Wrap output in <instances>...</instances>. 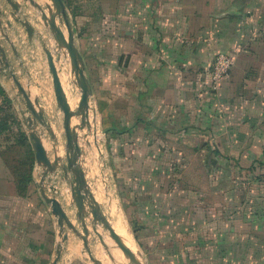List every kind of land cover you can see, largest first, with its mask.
<instances>
[{
    "label": "crops",
    "instance_id": "obj_1",
    "mask_svg": "<svg viewBox=\"0 0 264 264\" xmlns=\"http://www.w3.org/2000/svg\"><path fill=\"white\" fill-rule=\"evenodd\" d=\"M64 3L93 90L97 137L84 145L89 177L106 182L108 195L113 183L124 193L145 186L149 193L137 200L146 203L164 181L152 170L173 167L180 156L183 189L167 198L176 249L168 262L264 264V0ZM7 33L26 66L40 56L39 41L26 31ZM219 53L231 54L234 65L213 90ZM0 81L9 93L13 82L7 75ZM53 109L45 110L49 118ZM8 142L0 136V264H52L59 248L58 264H89L75 234L61 245L41 171L28 181ZM251 174L260 177L258 192L227 189ZM196 183L205 186L191 191ZM98 247L92 251L100 259Z\"/></svg>",
    "mask_w": 264,
    "mask_h": 264
},
{
    "label": "water",
    "instance_id": "obj_2",
    "mask_svg": "<svg viewBox=\"0 0 264 264\" xmlns=\"http://www.w3.org/2000/svg\"><path fill=\"white\" fill-rule=\"evenodd\" d=\"M26 6L29 7L27 12ZM31 10L39 13L38 19L36 15L35 19L42 25L47 35L37 29L29 18L33 14ZM7 16L10 19L4 21V17ZM12 21L21 24L30 42L34 39L39 41L52 74L62 140L52 120L45 113L35 88L26 91L13 73L7 57L8 51L0 42V65L11 73L30 116L27 123L31 131L28 134L35 150L36 165L42 173L41 193L57 221L61 245L66 244L69 233L75 234L80 238L90 263L104 264L92 251L91 241L95 236L98 239L96 242H100L106 251L110 264H116V258H120L119 264H144L126 238L114 228L100 202V193L95 192L96 183L88 174L87 151L84 145L91 146L90 135L97 137L90 118L91 113H95L92 106L93 90L85 73L86 64L76 45L74 26L64 0H0V36L18 56L14 43L7 33L12 29ZM51 40L54 41V49L49 46ZM62 58L67 62L69 76L76 89L75 109L70 103L71 99L57 67V61H61ZM94 144L100 159L103 158L101 145L97 141H94ZM100 173L103 174V171L100 170ZM104 184L107 185L106 182ZM101 229L108 231V238H104ZM61 254L62 249L59 248L52 264L59 263Z\"/></svg>",
    "mask_w": 264,
    "mask_h": 264
},
{
    "label": "rangeland",
    "instance_id": "obj_3",
    "mask_svg": "<svg viewBox=\"0 0 264 264\" xmlns=\"http://www.w3.org/2000/svg\"><path fill=\"white\" fill-rule=\"evenodd\" d=\"M40 1V0H39ZM40 4H42L40 2ZM10 9V8H9ZM11 10V9H10ZM29 10V7L26 6V12ZM33 12L32 16L29 18L32 19V22L37 27V29L44 32L42 25H39L37 22L39 13ZM37 18H36V16ZM4 17V21L6 19H10ZM36 18V19H35ZM12 29L13 31L16 28L18 32L20 29L24 30L20 23L12 21ZM25 31V30H24ZM44 35H47L44 32ZM0 42L2 44L7 43L1 36ZM51 45V46H50ZM16 48V45L14 43ZM49 46L54 49V41L51 40ZM40 56L35 55L31 59V64H27L26 60L19 55L16 56L8 54V61L11 65V69L17 79L20 81L22 86L26 91H29L30 88H35L38 98L40 100L41 105L43 106L44 110L54 108L52 111L53 113L50 116L52 120L53 126L56 128L58 135L62 140V131H61V123H60V115H56L58 112L56 98L53 88L52 82V74L49 70L47 64L46 55L40 45ZM11 59L18 62V66H13L11 63ZM67 62L62 58L61 61H57V67L60 72V76L62 78V82L68 92V96L72 100L73 108L75 109L77 106V96H76V89L74 84L72 83L70 76H69V68L66 64ZM21 70V74H17V70ZM5 67L0 65V75H7V78L13 82V87L9 90V93L6 91L4 86L0 81V86L3 89L5 95H7L8 99L11 103V108L13 109V116L15 122L10 123L11 128L9 129V136H6L8 133L0 135L3 137V140L6 141V138H9V144H16V148L14 153L16 163L23 164L24 171L26 175L29 172V175H33V173L40 171L39 167L36 165V159L34 160L33 164L31 165V161L33 158L32 153L34 154L35 158V150L32 145V141L28 132L31 131V128L28 126V111L26 109L25 101L21 93L18 92L17 86L12 78L11 73L9 70H6ZM10 95V96H9ZM27 114V115H26ZM4 123V122H3ZM3 127L0 126V128ZM8 127V125H7ZM26 127L28 130H26ZM27 131V132H26ZM24 132L27 135L28 139H30L31 144L30 147H26V145H20L21 143L17 140L20 138V133ZM180 156L174 157L175 165L173 167H157L152 170L153 175L157 176L158 178L164 179L161 191L159 193H153L149 196L146 200V203H143L137 200L138 195L140 193H149L146 191V187H143V190L138 192L136 189L130 188L127 192L120 191L119 186L113 183L112 186V193L110 196L107 194L108 186L105 185L103 182L98 183L95 186V192L99 193L98 190L100 189V202L103 208L107 211L108 217L110 218L111 222L115 226L116 230L129 242L132 250L136 253L138 258L144 262V264H175L173 262H168V257H171V253L174 249L171 247V237L172 233L168 230L170 227L167 223V205L170 194L181 192L183 189V184L181 183L183 177V167H182V160L179 158ZM96 171V170H95ZM96 175V174H94ZM92 175V176H94ZM262 178V176H261ZM258 179L260 177H256V175L251 174L250 177L246 179H241L239 183L229 185L227 189H231L233 192H258L259 189L257 188V184L259 183ZM95 180V179H94ZM264 182V179H263ZM264 184V183H263ZM114 185V187H113ZM199 186L203 187L205 185L198 183L192 184L191 191L199 190ZM210 187V185H207ZM238 186V189L235 190V187ZM252 189H249V188ZM205 190V189H203ZM124 194V195H123ZM126 195V196H125ZM110 204V206H109ZM110 207V208H109ZM112 208V213L109 209ZM169 211V210H168ZM170 212H168L169 214ZM104 238H108V231H102ZM110 240V239H109ZM98 241L97 237L94 236L93 240L91 241L92 249L99 245L105 256L108 258L106 251ZM111 244L113 243L111 240L109 241ZM66 244L64 245V247ZM84 259L89 263L90 261L86 258L87 252L82 250Z\"/></svg>",
    "mask_w": 264,
    "mask_h": 264
},
{
    "label": "trees",
    "instance_id": "obj_4",
    "mask_svg": "<svg viewBox=\"0 0 264 264\" xmlns=\"http://www.w3.org/2000/svg\"><path fill=\"white\" fill-rule=\"evenodd\" d=\"M12 110L13 109L11 108L10 100L8 99L7 95H5L3 89L0 86V126L3 125V127L0 128V135L8 133L9 129L11 128V125H9V124L15 122ZM12 120H13V122H12ZM7 125H8V127H7ZM6 136H9V133ZM9 140H10L9 138H6V141H9ZM28 140L29 139H28L27 135H25L24 132H21L20 138L17 140V144L19 141L21 143L20 145H26V147H30ZM15 146H16V144H15ZM32 155H33V158L31 161V165L33 164V162L35 160L33 153H32ZM28 181H32L31 176L28 177Z\"/></svg>",
    "mask_w": 264,
    "mask_h": 264
},
{
    "label": "built area",
    "instance_id": "obj_5",
    "mask_svg": "<svg viewBox=\"0 0 264 264\" xmlns=\"http://www.w3.org/2000/svg\"><path fill=\"white\" fill-rule=\"evenodd\" d=\"M234 65V57L229 53H219L210 70V82L213 90H218L221 82L228 77Z\"/></svg>",
    "mask_w": 264,
    "mask_h": 264
},
{
    "label": "bare ground",
    "instance_id": "obj_6",
    "mask_svg": "<svg viewBox=\"0 0 264 264\" xmlns=\"http://www.w3.org/2000/svg\"><path fill=\"white\" fill-rule=\"evenodd\" d=\"M70 103H71V105H72V100H70ZM73 106V105H72ZM95 174H96V171H95ZM99 192V191H98ZM100 193V192H99ZM115 228V227H114ZM116 229V228H115ZM117 231V230H116ZM118 232V231H117ZM119 233V232H118ZM120 234V233H119ZM121 235V234H120ZM122 236V235H121ZM123 237V236H122ZM110 240L108 239V242H109ZM110 243V242H109ZM111 244V243H110ZM112 245H113V243H112ZM100 247V246H99ZM98 247V248H99ZM98 248H97V250H98ZM100 249V248H99ZM93 250V249H92ZM95 252H96V250H95ZM101 252H102V250H101ZM101 252H97V254H98V256L100 257V259H101V261L104 263V264H110V261L108 260V258L104 255V253H101ZM99 259V260H100ZM120 259V258H119ZM119 259H115V262H116V264H119L120 263V261H119Z\"/></svg>",
    "mask_w": 264,
    "mask_h": 264
}]
</instances>
